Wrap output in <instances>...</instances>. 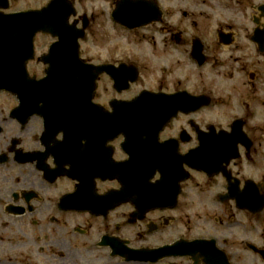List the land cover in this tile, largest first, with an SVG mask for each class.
Masks as SVG:
<instances>
[{
    "label": "flooded vegetation",
    "instance_id": "obj_1",
    "mask_svg": "<svg viewBox=\"0 0 264 264\" xmlns=\"http://www.w3.org/2000/svg\"><path fill=\"white\" fill-rule=\"evenodd\" d=\"M66 1L0 42V264H264V1Z\"/></svg>",
    "mask_w": 264,
    "mask_h": 264
},
{
    "label": "water",
    "instance_id": "obj_2",
    "mask_svg": "<svg viewBox=\"0 0 264 264\" xmlns=\"http://www.w3.org/2000/svg\"><path fill=\"white\" fill-rule=\"evenodd\" d=\"M66 8L67 6L65 5L64 0H52L46 8L36 14L26 12L19 15L0 17V42L14 41L18 42L20 46H22L23 43H31L32 37L37 31L47 30L45 24L41 25L39 22L40 20H44V23H46L45 21L47 19L53 17V14L51 12L49 13V10ZM127 8L128 14L126 13ZM146 8L150 10L155 9L153 6L147 5V3L142 0H123L117 4L113 17L121 25L133 28L135 26L142 25L144 23L143 20L147 17H151L153 14L152 12L146 13L144 11ZM124 18L128 19V23L123 20ZM34 19H38L37 23L39 24H36V26L31 24ZM118 108L127 111L128 104L123 103L118 106Z\"/></svg>",
    "mask_w": 264,
    "mask_h": 264
},
{
    "label": "rangeland",
    "instance_id": "obj_3",
    "mask_svg": "<svg viewBox=\"0 0 264 264\" xmlns=\"http://www.w3.org/2000/svg\"><path fill=\"white\" fill-rule=\"evenodd\" d=\"M47 0H15L14 1V7L16 8H32L33 6H41L44 5ZM264 1V0H261ZM83 4H86L88 8L95 7L97 5L96 0H85ZM102 32L109 35V38L107 39V45H116L118 46V56L121 54H125L127 52L128 54V34L124 31L117 30L116 32H113L112 30ZM115 33V36H114ZM94 39H90L92 42ZM127 45V46H126ZM157 66H160V61H158ZM222 118L220 116L219 111H214L213 120L220 121Z\"/></svg>",
    "mask_w": 264,
    "mask_h": 264
}]
</instances>
